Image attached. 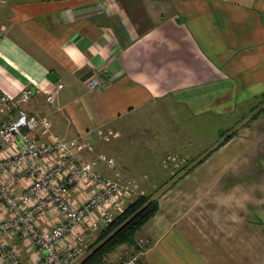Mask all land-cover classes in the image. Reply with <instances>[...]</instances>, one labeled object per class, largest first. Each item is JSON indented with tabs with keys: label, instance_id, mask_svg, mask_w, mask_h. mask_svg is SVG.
<instances>
[{
	"label": "crops",
	"instance_id": "obj_1",
	"mask_svg": "<svg viewBox=\"0 0 264 264\" xmlns=\"http://www.w3.org/2000/svg\"><path fill=\"white\" fill-rule=\"evenodd\" d=\"M91 78L99 83L92 90ZM58 84L63 88L47 103ZM22 90L30 98L20 107L51 124L38 142L49 135L90 140L92 152L74 151L80 161L105 155L102 134L124 131L135 116L170 118V133L183 137L192 133L191 118L231 130L190 173L174 178L156 168L144 175L155 183L142 181V192H158L159 210L137 236L140 258L264 264V113L242 128L264 106V0H0V94L14 98ZM237 124L240 132L220 145ZM160 125L145 131L165 133ZM206 155L184 157L194 165ZM114 162L117 169L99 163L96 170L109 178L135 173L121 158ZM85 192L70 196L81 200ZM55 219L46 217L41 229ZM9 242L20 264H29L36 249L18 234ZM116 250L109 264L137 251Z\"/></svg>",
	"mask_w": 264,
	"mask_h": 264
},
{
	"label": "built area",
	"instance_id": "obj_2",
	"mask_svg": "<svg viewBox=\"0 0 264 264\" xmlns=\"http://www.w3.org/2000/svg\"><path fill=\"white\" fill-rule=\"evenodd\" d=\"M98 84L91 78L86 85L92 90ZM62 88L56 85L46 102L52 104ZM29 98L28 90L14 98L0 94V264H20L19 250L9 242L17 234L25 246L36 249L29 264H77L91 233L107 227L122 213L132 195H139L138 188L121 180L117 172L111 178L100 174L96 170L99 163L114 167L105 155L78 160L75 150L93 151L88 138L49 135L47 142H38L37 134L48 133L51 124L45 116L20 107ZM21 181L24 186L16 195L15 187ZM76 188L86 190L77 201L70 196ZM51 214L56 219L41 229L42 220ZM142 254L120 264H146Z\"/></svg>",
	"mask_w": 264,
	"mask_h": 264
},
{
	"label": "rangeland",
	"instance_id": "obj_3",
	"mask_svg": "<svg viewBox=\"0 0 264 264\" xmlns=\"http://www.w3.org/2000/svg\"><path fill=\"white\" fill-rule=\"evenodd\" d=\"M152 112L149 115H152ZM164 119L165 125H160L162 122L159 124V121H164ZM249 119L250 118L243 120L245 121L243 124L248 123ZM169 120L170 118L168 119L163 117L157 119L154 118V116H142L141 118L135 116L131 119L130 127H128L127 124H124V131H120L121 128H119V130L114 129L103 133L100 139L101 141L98 143V146L101 147L102 152H104L103 154H105L107 158L111 157L110 159L113 161L116 158H121L123 160V165L128 167L129 170H132V172H135L133 174H119V176L121 180L131 181L133 185L137 186L139 194H143L142 191H144L145 188L142 181L145 183L148 182V184L155 183L150 178L149 180H143L147 171L151 172L153 169L157 168L161 169L160 174L163 176H165V174H173L174 176H172L176 178L177 176H180L177 173L180 172L184 166L192 164V160L184 157L187 153L190 157L195 159L206 155L208 152L213 150L215 145L221 141L222 137H224L228 131V128L226 127L218 128L216 124L212 125V118L210 119L212 121H210L211 124L208 125L204 123V119L201 117L191 118L189 120L188 128L192 131V133L183 137L184 134L175 132L170 133L169 126L171 125L172 130H174L173 126L176 125H174L175 123L168 124ZM236 120H238V118H235V121ZM155 123L163 126L162 129H165V133L160 130V132L156 133L153 130L151 132L145 131L146 128L151 130V127H154ZM238 127H240L239 124H237L235 129ZM182 145H186L184 147L186 150H184V148L180 149ZM169 158H175L176 160L172 161ZM115 162L114 169H117ZM113 173L115 175V172ZM136 174L141 175L136 176ZM162 179H164V177ZM172 179L173 178L171 177L170 180ZM170 180L167 183H169ZM159 183L161 186L164 181L162 180ZM135 197V195H132V199ZM99 231L100 230L92 232L91 234L95 233L94 236H97ZM91 236L88 241H86V246L90 245V242H94V238ZM117 251L118 250L110 255V260L114 258ZM121 256H123V254H121ZM128 258L129 257H126L125 260Z\"/></svg>",
	"mask_w": 264,
	"mask_h": 264
},
{
	"label": "trees",
	"instance_id": "obj_4",
	"mask_svg": "<svg viewBox=\"0 0 264 264\" xmlns=\"http://www.w3.org/2000/svg\"><path fill=\"white\" fill-rule=\"evenodd\" d=\"M262 103L264 104V95H262ZM256 109L251 111V113L254 114L250 117L248 123L244 124L242 128L245 125L248 126L252 121L258 119L264 113V106L257 112ZM240 128L230 134L220 145H223L230 138L237 135L242 129ZM230 131L231 130H228L227 134ZM227 134L225 136H227ZM214 151L215 150L207 154L196 164H188L184 166L177 174L185 175L190 173ZM157 193L158 192L152 194H139L128 202L123 212L118 214L107 227L102 228L98 232L94 242L86 246L85 253L77 264H109L110 255L123 245L137 250L135 254L141 251L142 248H139L137 245V236L141 231L142 226L153 218L159 210L158 198L156 197Z\"/></svg>",
	"mask_w": 264,
	"mask_h": 264
},
{
	"label": "water",
	"instance_id": "obj_5",
	"mask_svg": "<svg viewBox=\"0 0 264 264\" xmlns=\"http://www.w3.org/2000/svg\"><path fill=\"white\" fill-rule=\"evenodd\" d=\"M49 79L52 80V81H56V78L54 80V75L53 74H49Z\"/></svg>",
	"mask_w": 264,
	"mask_h": 264
}]
</instances>
